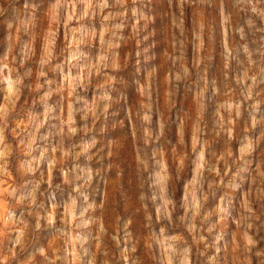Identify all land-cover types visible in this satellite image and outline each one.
Returning a JSON list of instances; mask_svg holds the SVG:
<instances>
[{
  "label": "clouds",
  "instance_id": "obj_1",
  "mask_svg": "<svg viewBox=\"0 0 264 264\" xmlns=\"http://www.w3.org/2000/svg\"><path fill=\"white\" fill-rule=\"evenodd\" d=\"M262 152L264 0H0V264H264Z\"/></svg>",
  "mask_w": 264,
  "mask_h": 264
},
{
  "label": "rangeland",
  "instance_id": "obj_2",
  "mask_svg": "<svg viewBox=\"0 0 264 264\" xmlns=\"http://www.w3.org/2000/svg\"><path fill=\"white\" fill-rule=\"evenodd\" d=\"M128 48H125L124 51H127ZM260 155L264 156V152H262Z\"/></svg>",
  "mask_w": 264,
  "mask_h": 264
}]
</instances>
